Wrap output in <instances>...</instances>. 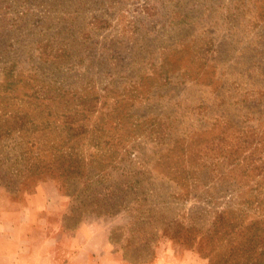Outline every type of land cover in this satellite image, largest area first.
Segmentation results:
<instances>
[{
	"label": "rangeland",
	"instance_id": "1",
	"mask_svg": "<svg viewBox=\"0 0 264 264\" xmlns=\"http://www.w3.org/2000/svg\"><path fill=\"white\" fill-rule=\"evenodd\" d=\"M48 185L134 264H264V0H0V210Z\"/></svg>",
	"mask_w": 264,
	"mask_h": 264
},
{
	"label": "crops",
	"instance_id": "2",
	"mask_svg": "<svg viewBox=\"0 0 264 264\" xmlns=\"http://www.w3.org/2000/svg\"><path fill=\"white\" fill-rule=\"evenodd\" d=\"M25 201L23 211L9 201L8 209L0 210V264H134L112 245L111 219L88 217L69 228L68 212L50 185ZM146 264L188 263L158 255Z\"/></svg>",
	"mask_w": 264,
	"mask_h": 264
}]
</instances>
